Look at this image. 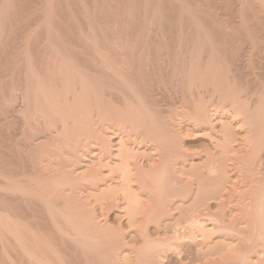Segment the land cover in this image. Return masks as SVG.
<instances>
[{
  "label": "bare ground",
  "instance_id": "obj_1",
  "mask_svg": "<svg viewBox=\"0 0 264 264\" xmlns=\"http://www.w3.org/2000/svg\"><path fill=\"white\" fill-rule=\"evenodd\" d=\"M192 1L0 0V264H264V0Z\"/></svg>",
  "mask_w": 264,
  "mask_h": 264
},
{
  "label": "rangeland",
  "instance_id": "obj_2",
  "mask_svg": "<svg viewBox=\"0 0 264 264\" xmlns=\"http://www.w3.org/2000/svg\"><path fill=\"white\" fill-rule=\"evenodd\" d=\"M194 1H197V2H193L192 1V3H197V5H198V3L199 4H203V0H194ZM200 1V2H199ZM208 0H206V2H207ZM210 1H212V0H209L208 2H209V5L211 6H209L208 5V2L206 3V5H203V7L204 8H206V7H210V9H207L209 12H213L214 10H216V9H218V10H216L215 12H213V13H219L218 15H220V16H223L224 17V14H226L227 12H229V14L228 15H230V14H234L235 12H233L234 10L236 11L237 9V5H236V2H235V9L233 10L232 9V6H234V5H232L231 3H230V0H213L212 2H210ZM227 1V2H226ZM235 1V0H234ZM233 0L231 1V2H234ZM237 2H239L238 0H236ZM213 3V4H212ZM226 5H225V4ZM228 3V4H227ZM205 4V3H204ZM194 5H196V4H194ZM223 5V6H222ZM230 5H231V7H230ZM199 6V5H198ZM201 7H202V5H200ZM213 6V7H212ZM217 6H218V8H217ZM211 8H213L214 10L212 11L211 10ZM230 9H232L233 11H231ZM230 10V11H229ZM225 11H226V13H225ZM231 12V13H230ZM224 13V14H223ZM202 14V13H201ZM223 14V15H222ZM227 14L225 15V18L227 19L228 17H226L227 16ZM231 17L233 16V15H230ZM225 18H222V19H225ZM230 18V17H229ZM162 49V48H161ZM164 50V49H163ZM165 50H166V48H165ZM164 50V51H165ZM256 53V56H255V61H253V64L256 66V68H258V69H261V67H263V63H264V58H262V57H258V55L260 54V53H258L257 54V52L258 51H255ZM262 58V59H261ZM254 59H252V60H254ZM261 59V60H260ZM256 63V64H255ZM260 66V67H259ZM257 69V70H258ZM261 70H264V67L261 69ZM162 95V93H160V98L162 99L163 98V95ZM174 96H176V95H174ZM165 97V101L167 100L168 101V98H166L167 96L165 95L164 96ZM177 97V96H176ZM175 97V99L177 100L178 98H176ZM163 101H164V99H162ZM164 101V102H165ZM166 101V102H167ZM165 102V103H166ZM179 116H180V118H179ZM185 116H187V115H177L176 117L178 118V119H181V120H179V121H177L178 123H180V124H182V125H180V124H178L179 126H180V129H181V133H180V135H181V138L179 139L180 141H179V143H180V146H185V148H184V146H183V148L185 149L184 151H185V153L186 154H188V157H189V161L190 162H192L193 163V165H194V168H196V170H197V168H200V166L201 165H205L206 163H207V160H205L204 158H206V151H208L210 148H211V146H213V144H214V138H210V136H209V134H207L206 132H205V130L207 129L206 127H203L205 130H203V128L202 127H199V129L195 126V125H193L194 123H192L190 120H189V118H185ZM222 116V117H221ZM220 116V120H218L219 122H217L216 124H217V126L218 127H216L217 128V130H220V129H222L223 127H225L226 126V129H228V130H230V132H233V133H235V134H233V143H238L237 141H239V139H242L241 137H243L242 135H245V132L246 131H244V128H243V130H242V128H236L237 126H235L237 123H236V121H233V120H230V117H228V115L227 116H224V115H221ZM178 119H176V120H178ZM222 119V120H221ZM226 121H227V123H226ZM186 122V123H185ZM224 122V123H223ZM184 126V127H183ZM195 126V127H194ZM182 127V128H181ZM191 127V128H190ZM230 127H231V129H230ZM189 128V129H188ZM195 128V129H194ZM201 128V129H200ZM178 129H179V127H178ZM179 129V130H180ZM188 131H186V130ZM185 130V131H184ZM191 131V132H190ZM194 131H195V133H194ZM204 132V133H200V132ZM239 131V132H238ZM183 132V133H182ZM183 134L184 135H186V136H184V138H183ZM188 134H190V135H188ZM198 134V135H197ZM204 135V136H203ZM239 135V136H238ZM241 135V136H240ZM244 138V137H243ZM237 139V140H236ZM113 140H114V142L116 143V141L118 140L119 141V138H113ZM212 140V141H211ZM236 140V141H235ZM182 141V142H181ZM184 143V144H183ZM235 145V144H234ZM204 149H203V148ZM145 147H143V149H144ZM197 150V151H196ZM199 150V151H198ZM205 150V151H204ZM194 151V152H193ZM202 151V152H201ZM188 152V153H187ZM200 152L203 154L204 153V155H202V154H200ZM194 155V156H191V155ZM196 155V156H195ZM199 157H198V156ZM205 161V162H204ZM115 214V213H114ZM116 214H117V212H116ZM116 214H115V216H116ZM175 254V253H174ZM173 253L171 254L172 256H174V257H176L177 256V254H175L174 255ZM165 258H167V257H165ZM4 259V258H3ZM0 260H2V258H0ZM166 261V263H169V259L167 258V259H165ZM168 260V261H167ZM2 261H4V260H2ZM5 261H6V259H5ZM4 261V262H5ZM3 262V263H4ZM0 263H2V262H0ZM6 263V262H5Z\"/></svg>",
  "mask_w": 264,
  "mask_h": 264
}]
</instances>
